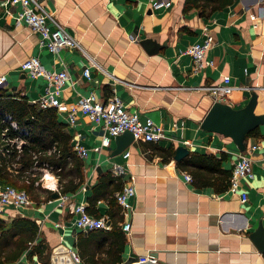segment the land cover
<instances>
[{
	"label": "crops",
	"instance_id": "1",
	"mask_svg": "<svg viewBox=\"0 0 264 264\" xmlns=\"http://www.w3.org/2000/svg\"><path fill=\"white\" fill-rule=\"evenodd\" d=\"M155 1L39 0L82 47L55 53L39 34L17 21L19 6L1 0L0 77L5 76L6 82L0 80V89L33 103L45 95L48 83L24 71V61L38 57L49 71L67 70L69 78L59 96L61 107L56 109L73 137V146L79 143L88 154L79 155L85 180L76 192L24 209L8 208L0 218H32L50 252L63 244L78 255L79 237L87 238L93 230H78L70 208L85 205L88 214L105 219L107 228L101 230L110 232L112 215L119 207L111 209L109 201L132 184L135 194L128 198L130 208L125 211L119 204V225L132 224L129 233L122 229L126 238L122 264L146 261L149 256L162 264H264V252L251 239L260 225L264 228V125L262 136L247 142L245 154L253 161L252 176L240 180L236 193L198 187L174 156L164 162L162 153L185 146L190 154L218 158L224 154L221 167L233 171L240 149L231 138L201 128L214 103L207 87L229 75L234 87L232 106L243 108L256 94V113L264 114V0H236L206 15L196 8L185 11L186 0H170V6L161 8L154 7ZM259 13V18H253ZM207 34L213 37L206 53L209 64L196 71L186 51L204 43ZM147 39L161 46L156 54L149 55L141 45ZM87 67L91 79L84 76ZM91 93L105 103L118 95L125 109L138 113L142 121L152 119L163 137L157 142L134 140L117 154L116 138L108 147L102 146L105 130L83 112L73 114L81 99ZM254 144L259 147L252 151ZM127 151L131 153L128 158ZM117 166L123 167L121 174L116 173ZM58 182L54 189L59 192ZM98 187L107 193L92 205ZM243 193L246 201H242ZM108 247L106 243L97 250L88 244L85 255L101 263L107 260ZM27 255L17 264H41L37 259L29 262Z\"/></svg>",
	"mask_w": 264,
	"mask_h": 264
},
{
	"label": "trees",
	"instance_id": "2",
	"mask_svg": "<svg viewBox=\"0 0 264 264\" xmlns=\"http://www.w3.org/2000/svg\"><path fill=\"white\" fill-rule=\"evenodd\" d=\"M236 0H186L185 11L196 8L203 15L224 9ZM260 128L252 130L250 138H260ZM72 135L66 131L55 107L42 109L26 97L9 95L0 89V186H12L25 191L30 198L41 204L52 198V190L42 186L45 170L51 171L59 180V193L76 192L84 183V163L77 154ZM163 160H172L175 150L163 149ZM226 155L192 153L177 163L182 170L189 171L198 187L210 186L221 193L230 189L233 171L221 167ZM103 191L105 194H99ZM106 189L98 187L92 205ZM111 209L119 207L112 215L114 225L110 232L93 230L87 238L79 237L78 255L83 264H122L125 235L119 225L120 208L116 196L110 199ZM108 243L107 260L101 263L89 261L86 246L94 244L97 250ZM46 240L41 238L38 223L28 217L17 216L12 221L0 218V264H16L27 253L34 263L51 264V252Z\"/></svg>",
	"mask_w": 264,
	"mask_h": 264
},
{
	"label": "built area",
	"instance_id": "3",
	"mask_svg": "<svg viewBox=\"0 0 264 264\" xmlns=\"http://www.w3.org/2000/svg\"><path fill=\"white\" fill-rule=\"evenodd\" d=\"M14 6L20 7V12L17 15V21L27 25L33 33H37L41 37L42 43L50 52H59L63 48L80 49V43L67 31L65 26L58 22L53 16L48 13L40 4L39 0H6ZM1 2V0H0ZM170 0H156L155 8L170 6ZM1 6V4H0ZM260 13L253 15V18H259ZM213 44V37L210 34L206 35L204 43H198L190 46L186 53L194 59V69L202 70L209 62L206 60V53ZM84 52V51H83ZM22 69L29 72L33 77H44L48 83L45 95H43L37 103L40 108L49 107L60 108L61 103L59 96L61 89L69 78L67 70L61 72L49 71L44 68L41 60L38 57H31L22 63ZM84 76L91 79L90 68L84 69ZM2 83L6 82V77L1 76ZM234 87L231 85V77L225 75L221 81L215 82L207 87V92L214 102H223L232 105L230 95ZM86 114L92 122L105 130V135L102 138V146L108 147L113 138L130 131L134 134L135 140L157 142L163 137V130L154 123L150 118L142 121L138 113L131 112L124 108L122 99L118 95H113L108 102H103L98 99L94 93L84 97L79 102L76 109H73V114L77 111ZM185 145H190V141H184ZM259 147V144H254L251 150L254 151ZM76 152L81 157H85L88 151L79 143L74 146ZM99 150V148L97 149ZM131 153L127 151L125 157H130ZM253 161L251 157L245 153H239L233 167L231 178V192H237L238 185L241 179L252 176ZM116 173L121 174L124 169L121 166L115 167ZM187 180H192L190 175H187ZM135 194V187L132 184L124 186L122 191L118 192L116 198L119 204L127 211L130 208L128 198ZM248 196L242 194V201H246ZM34 204L30 196L22 190H18L12 186H0V216L7 213L8 208L24 209ZM76 216L75 226L78 230L92 231L98 229H106L107 223L102 217H95L86 211V206L83 204L76 205L70 208ZM123 231L129 233L132 229L130 222H125L122 225ZM76 262H81L79 255H74ZM153 261H156L155 258ZM17 264V263H16ZM202 264V263H197Z\"/></svg>",
	"mask_w": 264,
	"mask_h": 264
},
{
	"label": "water",
	"instance_id": "4",
	"mask_svg": "<svg viewBox=\"0 0 264 264\" xmlns=\"http://www.w3.org/2000/svg\"><path fill=\"white\" fill-rule=\"evenodd\" d=\"M141 45L147 51L149 55H154L158 52L161 46L157 45L154 41L149 39L141 42ZM257 95L253 94L249 103L243 108H234L232 105L223 102H214L208 113L205 115L201 128L210 133H217L225 137L231 138L236 146L242 153L247 150V136L248 134L264 125V114L256 113ZM134 134L130 131L116 137V150L115 153H121L126 150L134 142ZM190 151L185 146H179L176 149L174 159L181 161L188 156ZM46 171L43 174L42 180H44ZM49 188V187H46ZM51 189V188H49ZM52 190V198L57 199L60 193ZM251 239L257 246V248L264 252V228L262 225L251 234ZM153 257V256H151ZM51 264H81L76 262L74 254L71 253L70 248L63 244H60L52 249L50 256ZM132 264H162L157 261H153L149 258L146 261H140Z\"/></svg>",
	"mask_w": 264,
	"mask_h": 264
},
{
	"label": "bare ground",
	"instance_id": "5",
	"mask_svg": "<svg viewBox=\"0 0 264 264\" xmlns=\"http://www.w3.org/2000/svg\"><path fill=\"white\" fill-rule=\"evenodd\" d=\"M44 179H45V186L52 188V189L56 188L57 180L52 174L50 173L45 174Z\"/></svg>",
	"mask_w": 264,
	"mask_h": 264
},
{
	"label": "rangeland",
	"instance_id": "6",
	"mask_svg": "<svg viewBox=\"0 0 264 264\" xmlns=\"http://www.w3.org/2000/svg\"><path fill=\"white\" fill-rule=\"evenodd\" d=\"M53 176H55V178L57 179V182L59 181L58 178L56 177V175L54 173H52L51 171H49ZM44 174V173H43ZM42 186L46 187L44 185V180H42ZM58 188H59V182H58Z\"/></svg>",
	"mask_w": 264,
	"mask_h": 264
}]
</instances>
